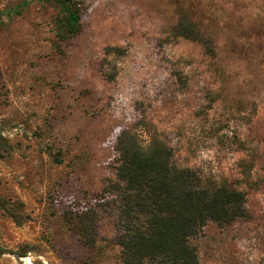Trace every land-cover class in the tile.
<instances>
[{"label":"rangeland","instance_id":"374dc122","mask_svg":"<svg viewBox=\"0 0 264 264\" xmlns=\"http://www.w3.org/2000/svg\"><path fill=\"white\" fill-rule=\"evenodd\" d=\"M79 1L61 42L55 0H0V264H120L113 193L93 246L65 219L114 180L123 130L245 194L248 219L191 238L199 264H264V0ZM184 12L196 39L176 34Z\"/></svg>","mask_w":264,"mask_h":264},{"label":"trees","instance_id":"16d2710c","mask_svg":"<svg viewBox=\"0 0 264 264\" xmlns=\"http://www.w3.org/2000/svg\"><path fill=\"white\" fill-rule=\"evenodd\" d=\"M55 2L59 13L56 36L64 42L81 31L80 1ZM175 31L191 40L198 36L186 12L181 14ZM103 76L113 81L115 67L104 68ZM115 137L114 180L103 187V195L69 204L65 222L83 246L95 243L93 210L104 204L106 193L117 198L120 264H199L192 237L209 223L224 227L249 218L245 194L231 183L207 184L193 170L175 167L171 150L158 139H150L143 147L129 131H120ZM7 149L0 133V160ZM4 253L0 247V256ZM16 255L24 257L25 252Z\"/></svg>","mask_w":264,"mask_h":264},{"label":"bare ground","instance_id":"6f19581e","mask_svg":"<svg viewBox=\"0 0 264 264\" xmlns=\"http://www.w3.org/2000/svg\"><path fill=\"white\" fill-rule=\"evenodd\" d=\"M27 262H29L28 260H26Z\"/></svg>","mask_w":264,"mask_h":264}]
</instances>
